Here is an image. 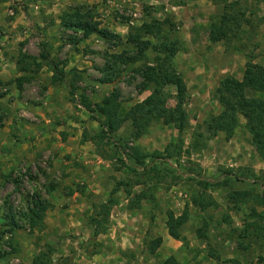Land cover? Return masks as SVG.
Returning <instances> with one entry per match:
<instances>
[{
	"label": "rangeland",
	"instance_id": "374dc122",
	"mask_svg": "<svg viewBox=\"0 0 264 264\" xmlns=\"http://www.w3.org/2000/svg\"><path fill=\"white\" fill-rule=\"evenodd\" d=\"M224 2L0 0V264H31L37 256L49 258L48 264H160L167 259L188 264L194 254H201L204 262L210 258L202 264H264V234L250 235L241 239L243 247L237 245L238 230L254 220L253 210H263L255 203L261 190L253 180L264 181V160L241 115L226 138L223 110L214 97L226 74L241 80L249 57L264 65V0H245L255 12L247 13L258 25L254 30L244 27L229 43L211 42L209 25ZM76 10L116 37H83L81 30L62 26V13ZM153 20L164 22L162 28L180 41L173 64L186 83L188 122L180 132L177 123L154 120L135 138L126 113L152 91L141 88L138 68L157 51L149 48L145 57L132 61L138 53L127 36L131 27ZM42 49L58 64L64 82L52 81L50 61H42L35 72L18 70L20 54L41 60ZM27 60L35 69L33 60ZM23 74L30 77L19 87L17 78ZM106 77L110 81L102 82ZM72 80L73 95L68 87ZM114 89L120 97L113 123L100 126L79 96L84 93L95 104ZM164 90L156 103L168 109L175 104V88L167 85ZM237 93L258 95L246 88ZM211 116L213 136L204 123ZM196 130L206 136L197 149L190 146ZM133 146L158 152L163 160L150 169L147 158L146 171L134 170L128 158ZM194 164L207 178L232 170L240 179L231 177L203 190L198 179L186 175ZM111 193L114 203L106 208ZM140 193L149 197L139 198ZM197 195L216 204L202 210L192 202ZM36 196L47 208L32 226L27 216ZM167 210L176 215L187 210L188 219L179 238L171 237L173 243L162 248L161 242L150 254L148 242L167 230ZM11 216L18 226L9 231ZM94 218L102 220L97 235ZM179 242L178 251L166 254V248Z\"/></svg>",
	"mask_w": 264,
	"mask_h": 264
},
{
	"label": "trees",
	"instance_id": "16d2710c",
	"mask_svg": "<svg viewBox=\"0 0 264 264\" xmlns=\"http://www.w3.org/2000/svg\"><path fill=\"white\" fill-rule=\"evenodd\" d=\"M248 11L250 10L245 4V0H225L222 12L217 19L210 22L208 30L209 41L229 43L239 37V32L244 27L254 30V27L258 25H255V21L248 16ZM250 13L251 15L255 14L254 11H250ZM61 24L68 29L75 31L81 30L83 37H88L92 33L100 34L105 39L116 37V34H113L109 30L100 28L97 21H92L91 19L84 17L79 10L72 13L63 12ZM163 24L164 22H158L156 20H153L151 23H142L140 26L131 27L127 36V41L136 47L138 53L136 58L132 56V61L139 59V57H145L146 50L149 48L157 51L153 58H150L138 68V72L142 77L141 88L146 89L152 87V91L144 99L130 106L126 113L127 118L131 121L134 128L135 138L146 133L147 127L154 120H161L164 124L177 123L180 132L188 122V115L185 107L187 101L186 83L173 64L174 56L180 49V41L177 38H171L168 30L162 28ZM151 38H155L156 42L153 43ZM43 44L44 43L41 45ZM40 57L41 60H37L27 54H20L19 58L16 60L18 70L26 73L32 71L35 72L41 67L42 61H50L53 71L51 77L52 81L64 82L62 70L59 69L56 62H53V60L50 59L49 52L42 49ZM113 57L118 58L119 56L113 54ZM28 58L33 60L35 69L32 70L30 68V62L27 60ZM58 71L60 74L57 73ZM29 77L30 76L26 74L19 76L17 78L18 86L20 87L23 81L29 79ZM101 81L108 82L110 81V78L106 77ZM167 85H173L175 88V104L168 109H164L157 105L156 99L165 95L164 89ZM68 87L70 88V94L73 95L76 90L74 87V80L69 82ZM245 88L258 95L248 97L237 93L239 89ZM119 97V91L114 89L95 104H92L90 99L84 93L80 94L79 99L83 107L89 112L90 117L97 121L100 126L105 127L113 123L111 118L114 114ZM214 97L223 110L226 138L231 137L234 129L239 124V115H241L245 119V128L250 134L252 144L256 147L260 158L264 160V65L254 62L253 58L249 57L245 63L241 80H238L231 74H226L220 79L218 85L215 87ZM204 123L207 126V131L210 132L212 136L215 135L216 129L214 116H211ZM192 136L193 141L190 146L196 149L201 146L206 137L203 131L198 132V130L194 131ZM131 151L132 152L128 158L133 160L132 167L134 170L142 167L141 169L146 171L148 166L150 169H153L156 160H163V157L158 152H141L138 146L131 147ZM147 158H150V165L148 166L145 165V160ZM195 166L196 165L194 164L186 168V175L198 179L200 184H202L203 190L210 187H219L231 177L240 179L232 170L220 172L215 178H207L203 176L197 166ZM173 170L174 172L177 171L178 167H174ZM253 181L259 183V189L261 190V193L256 195L255 203L261 205L263 210L262 212L253 210L252 214L254 220L244 223V225L238 230V247H243L241 239L250 235L260 237L264 234V181H260L259 179ZM111 195L112 193L105 203L106 208H109L114 203V199ZM137 195L139 198L149 197L145 193ZM192 202L202 210L210 205L216 204L213 198H205L202 195L194 196ZM46 208L47 204L43 203L39 196H36L32 201V206L29 208L30 215L28 214L27 216L32 226L41 219L40 213H43ZM23 215L25 216L26 214L23 213ZM187 219V210H183L179 215H176L172 210H167L165 224L168 234L173 238H179L181 235L180 229L186 223ZM9 222V231H12L18 226L14 216L10 217ZM93 223L96 226L94 229V235H97L101 231L98 230L97 227H100L102 220L94 218ZM197 235L198 237H203L200 230H197ZM161 242V237L151 239L147 244L149 253H155ZM1 257H4L3 254H0V258ZM48 262L49 258H41L37 256L34 257L31 264H48ZM160 264L177 263H173L171 260L167 259ZM235 264L239 263L235 262Z\"/></svg>",
	"mask_w": 264,
	"mask_h": 264
},
{
	"label": "crops",
	"instance_id": "0c3cea01",
	"mask_svg": "<svg viewBox=\"0 0 264 264\" xmlns=\"http://www.w3.org/2000/svg\"><path fill=\"white\" fill-rule=\"evenodd\" d=\"M5 50V49H4ZM160 236H161V238H162V244H161V248H162V245L163 244H165V243H167V244H169V243H173L171 240H172V238H171V236L167 233V230H166V232L165 233H163L162 235L161 234H159ZM198 243L199 242H195V246H197L198 245ZM191 245L193 246V242H191ZM201 245V247H204L203 245V243H201L200 244ZM172 249L171 248H166L165 250H166V254H170L173 250H177L178 251V249L180 248V242L179 243H176V244H172ZM179 247V248H178ZM160 248V249H161ZM169 249H171L170 251H169ZM181 252H182V249H181ZM209 258V257H208ZM188 259L189 260H191V262H188V264H190V263H194V264H197V263H209V262H211L210 261V258L208 259V261H206V262H204V261H201L200 259H201V254H194V255H191L190 257H188ZM201 262H200V261ZM205 260V259H204Z\"/></svg>",
	"mask_w": 264,
	"mask_h": 264
}]
</instances>
